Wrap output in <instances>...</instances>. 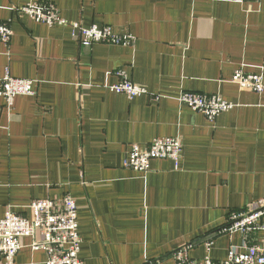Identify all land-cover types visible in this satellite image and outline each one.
Returning <instances> with one entry per match:
<instances>
[{"label": "crops", "instance_id": "1", "mask_svg": "<svg viewBox=\"0 0 264 264\" xmlns=\"http://www.w3.org/2000/svg\"><path fill=\"white\" fill-rule=\"evenodd\" d=\"M54 3L68 23L131 35L129 47H82L68 26L48 27L14 11ZM0 79L34 81L33 96L0 98V219L30 218L33 200L77 205L82 264H174L227 258L230 247H264L226 233L232 213L264 201V93L231 83L237 69L262 75L264 0H0ZM122 71L147 95L128 99L109 87ZM183 92L218 96L234 108L209 122L179 103ZM178 138L179 165L153 160L146 173L123 168L131 147ZM251 242V243H250ZM22 240L17 264H45Z\"/></svg>", "mask_w": 264, "mask_h": 264}, {"label": "built area", "instance_id": "2", "mask_svg": "<svg viewBox=\"0 0 264 264\" xmlns=\"http://www.w3.org/2000/svg\"><path fill=\"white\" fill-rule=\"evenodd\" d=\"M234 3L259 2L261 0H232ZM16 13L25 15L36 23L52 26H68L71 37L82 47L95 44L129 47L134 43L131 35H118L111 27L98 28L83 27L81 24L68 23L63 19L55 4L27 3L23 7L14 9ZM13 36L10 23H0V43L9 45ZM119 81L109 87L117 94L133 99L147 95L145 87L134 84L125 73L118 71ZM231 83L237 85L240 91L256 94L264 93L262 75L245 73L239 68L234 71ZM34 81L11 77L8 73L0 79V98L10 108L17 96H33ZM179 103L186 105L194 112L202 114L209 122H213L220 114L234 108L232 103L223 101L218 96L207 97L202 94L183 92L178 98ZM182 143L178 138H155L145 148L137 145L131 147L122 166L126 170L146 173L153 160H170L175 166L179 165ZM30 218L20 216L7 209L0 219V264H17L16 256L22 249V240L31 238L29 245L33 251L41 250L46 255L45 264H82L79 258L81 238L78 233L77 205L74 199L66 194L59 201L50 199L33 200L28 205ZM264 216V201L255 204L244 214L232 213L228 218L226 233L239 232L247 243L250 235L258 231L260 219ZM251 243V242H250ZM207 255L194 260L188 257V249L174 252V264H264V247L255 243L246 244L243 250L230 247L227 258L222 262H215L209 255L210 241L204 244Z\"/></svg>", "mask_w": 264, "mask_h": 264}]
</instances>
